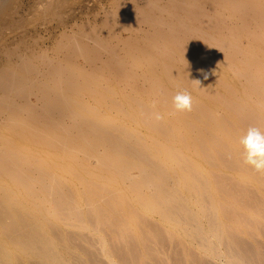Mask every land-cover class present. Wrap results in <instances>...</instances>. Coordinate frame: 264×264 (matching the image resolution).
Here are the masks:
<instances>
[{"label": "rangeland", "instance_id": "rangeland-1", "mask_svg": "<svg viewBox=\"0 0 264 264\" xmlns=\"http://www.w3.org/2000/svg\"><path fill=\"white\" fill-rule=\"evenodd\" d=\"M10 6L0 264H264V0Z\"/></svg>", "mask_w": 264, "mask_h": 264}, {"label": "clouds", "instance_id": "clouds-1", "mask_svg": "<svg viewBox=\"0 0 264 264\" xmlns=\"http://www.w3.org/2000/svg\"><path fill=\"white\" fill-rule=\"evenodd\" d=\"M174 107L178 112L191 111V94L187 91L177 92ZM240 143L244 149V163L256 172H264V132L256 127H249Z\"/></svg>", "mask_w": 264, "mask_h": 264}, {"label": "bare ground", "instance_id": "bare-ground-1", "mask_svg": "<svg viewBox=\"0 0 264 264\" xmlns=\"http://www.w3.org/2000/svg\"><path fill=\"white\" fill-rule=\"evenodd\" d=\"M10 7V0H0V25L4 21V17L9 13ZM11 62V57H3L0 53V65H10Z\"/></svg>", "mask_w": 264, "mask_h": 264}]
</instances>
